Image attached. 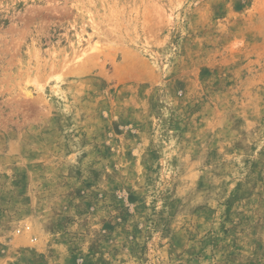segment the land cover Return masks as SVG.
I'll return each instance as SVG.
<instances>
[{
    "label": "rangeland",
    "instance_id": "1",
    "mask_svg": "<svg viewBox=\"0 0 264 264\" xmlns=\"http://www.w3.org/2000/svg\"><path fill=\"white\" fill-rule=\"evenodd\" d=\"M0 264H264V0H0Z\"/></svg>",
    "mask_w": 264,
    "mask_h": 264
}]
</instances>
